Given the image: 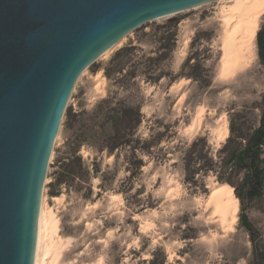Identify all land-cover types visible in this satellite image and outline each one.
Listing matches in <instances>:
<instances>
[{
	"label": "rangeland",
	"instance_id": "374dc122",
	"mask_svg": "<svg viewBox=\"0 0 264 264\" xmlns=\"http://www.w3.org/2000/svg\"><path fill=\"white\" fill-rule=\"evenodd\" d=\"M244 1L240 15L230 11L231 0H220L147 23L79 77L67 107L76 118L71 126L62 119L43 190L40 264H252L238 202L225 223L217 222L214 208L204 205L222 185L202 163L194 161L188 174L184 169L193 144L218 162L236 115L258 125L264 66L255 33L264 25V0ZM231 18L232 27L243 22L247 65L223 78L222 44ZM173 32V51L151 61L159 38L168 41ZM129 46L130 54L113 59ZM196 50L209 72L208 87L178 78ZM112 107L132 109L139 125L127 133L129 145L111 155L103 114ZM67 160L73 164L65 175L60 165ZM248 215L264 240V214L254 202Z\"/></svg>",
	"mask_w": 264,
	"mask_h": 264
},
{
	"label": "water",
	"instance_id": "95a60500",
	"mask_svg": "<svg viewBox=\"0 0 264 264\" xmlns=\"http://www.w3.org/2000/svg\"><path fill=\"white\" fill-rule=\"evenodd\" d=\"M220 0H0V264H34L51 153L79 77L152 21Z\"/></svg>",
	"mask_w": 264,
	"mask_h": 264
},
{
	"label": "trees",
	"instance_id": "16d2710c",
	"mask_svg": "<svg viewBox=\"0 0 264 264\" xmlns=\"http://www.w3.org/2000/svg\"><path fill=\"white\" fill-rule=\"evenodd\" d=\"M171 28L176 26L172 25ZM176 34L173 32L168 41L159 38L157 42V54L151 61L160 59V52L166 50L168 53L173 51ZM172 41L171 46H166L165 42ZM165 43V44H164ZM255 46L257 59L264 66V25L255 33ZM133 47H125L119 50L113 57L114 60L128 55ZM199 52L196 50L187 57L178 74V78L197 82L201 87H208L211 84L209 72L198 60ZM89 70L95 71L93 65ZM161 78H157L156 81ZM259 120L256 127L247 125V118L241 114L236 115L237 122L231 120L228 126V137L217 152L218 162L208 158L202 151H196L193 144L185 156L184 169L188 173L191 171L192 163H202L205 173L212 172L219 185H226L232 188L236 200L238 201L237 220L241 228L247 233L251 244L253 257L252 264H264V240L261 230L254 224L248 215V209L254 202L258 212L264 214V93L258 103ZM130 108L112 107L105 111L103 117L109 127L107 140L111 143V155L122 145H129L127 134L137 128L139 118H133ZM68 126H71L76 116L68 108L65 113ZM80 162V161H78ZM72 161L63 162L60 168L65 175L70 174ZM218 165V166H217ZM217 168V169H216ZM190 180V178H189ZM59 179L58 182H62ZM53 196L54 193H51ZM149 264H153L149 262Z\"/></svg>",
	"mask_w": 264,
	"mask_h": 264
},
{
	"label": "bare ground",
	"instance_id": "6f19581e",
	"mask_svg": "<svg viewBox=\"0 0 264 264\" xmlns=\"http://www.w3.org/2000/svg\"><path fill=\"white\" fill-rule=\"evenodd\" d=\"M234 6L230 8L231 12L238 11L239 15L243 13L244 10L241 8L245 7L247 1L241 3V0H231ZM241 19V18H240ZM242 20V19H241ZM236 22V19L231 18L226 22L227 30H230L226 37V41L222 44V57H221V77L230 78L235 75L238 71L242 70L247 65V59L243 53V48L241 47L240 37L243 31V22H237L233 27L232 25ZM232 189L226 185L215 188L210 192L208 199L204 205L205 210L209 208H214L213 218L222 224L227 221L231 212L237 209L236 199L232 197ZM42 218L41 212L39 214L38 221V232H37V245L35 252L34 264H40L39 262V252L41 248V237H42Z\"/></svg>",
	"mask_w": 264,
	"mask_h": 264
}]
</instances>
